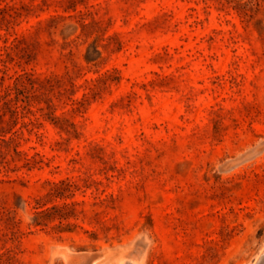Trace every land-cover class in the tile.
<instances>
[{
	"label": "rangeland",
	"instance_id": "rangeland-1",
	"mask_svg": "<svg viewBox=\"0 0 264 264\" xmlns=\"http://www.w3.org/2000/svg\"><path fill=\"white\" fill-rule=\"evenodd\" d=\"M263 255L264 0H0V264Z\"/></svg>",
	"mask_w": 264,
	"mask_h": 264
},
{
	"label": "bare ground",
	"instance_id": "bare-ground-1",
	"mask_svg": "<svg viewBox=\"0 0 264 264\" xmlns=\"http://www.w3.org/2000/svg\"><path fill=\"white\" fill-rule=\"evenodd\" d=\"M264 256V255H263ZM263 256L261 258H263ZM262 260V259H261ZM122 263V262H121Z\"/></svg>",
	"mask_w": 264,
	"mask_h": 264
}]
</instances>
